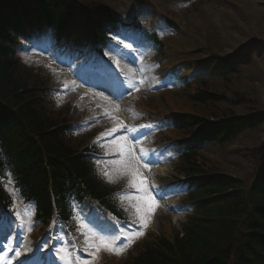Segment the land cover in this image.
I'll return each instance as SVG.
<instances>
[{
  "label": "trees",
  "instance_id": "1",
  "mask_svg": "<svg viewBox=\"0 0 264 264\" xmlns=\"http://www.w3.org/2000/svg\"><path fill=\"white\" fill-rule=\"evenodd\" d=\"M110 3L111 0H0L1 205L6 201L2 180L10 172L22 194L36 204L45 220L55 211L61 210L62 215L63 187L91 194L103 204L116 207L113 191L97 176L87 154L90 152L80 151V146H92L91 139L75 136L65 117L47 109H52V103L46 80L26 69L17 58L21 36L27 33L24 23L33 29L41 28L43 33L51 29L60 34L73 23L86 39L101 44L94 29L106 21L117 22L119 13H123ZM262 50L264 47L259 51ZM238 76L241 75L233 72L229 78ZM220 78L225 79V75ZM239 93L242 92L235 93L234 100L226 101L222 95L207 91H195L187 97L198 105L223 101L239 107L245 102ZM211 108L218 115L214 123L209 122L210 126L196 109L194 115L179 117L182 135L176 143L180 144L178 168L190 178L193 188L189 195L192 215L182 231L172 229L168 235H151L120 264H264V256L250 246L260 241L264 247V139L248 153L255 160L254 179L253 174L247 180L216 171L204 158L208 143L224 146L262 128L264 111L239 117L232 114L229 106ZM201 131L203 137L195 139Z\"/></svg>",
  "mask_w": 264,
  "mask_h": 264
},
{
  "label": "rangeland",
  "instance_id": "2",
  "mask_svg": "<svg viewBox=\"0 0 264 264\" xmlns=\"http://www.w3.org/2000/svg\"><path fill=\"white\" fill-rule=\"evenodd\" d=\"M196 7L198 12L193 18H190V23L193 25L194 36L186 46L187 50L195 47V54H193L192 58L185 59L184 57L180 63H187L190 70L196 66L197 69L205 71V68L208 66L209 68H212L210 72H213L214 68L210 66L209 62H203L207 57L216 56L226 58L230 57V54H233L234 52L236 53L235 55L256 50L258 52H256V58H248V60H250L245 63L244 66L236 67L237 74L241 76L231 77L230 79H227V81L220 80L216 83L206 84V87L209 90H212L213 92L215 90V93L219 94V96L222 95L225 97V101L229 99L232 100L237 91L242 92L239 93V95H242L245 102H243L241 106L238 107L231 103L225 104V102L221 101L217 102V104H193L196 107L192 108L184 100L176 101V106L189 112H193V110L196 109L197 113L204 115L211 113V107H214L215 109L217 105H219V107L222 105L226 107L229 106V108L237 115L247 114L253 111L256 112V110L264 111V50L259 51L261 47H264V2H262V0H200L196 3ZM174 12H176V7L174 8ZM174 17L177 19L175 15ZM76 23L79 24V21ZM63 40V42L56 45L57 48L60 47L61 50L66 48V45L73 44L69 37ZM67 42L69 43L66 44ZM132 42L135 43V41ZM139 45L142 49L140 42ZM209 52H213L211 56L207 55ZM62 56L63 53L58 58L63 61L64 56ZM19 58L22 59L21 62L23 66L25 64L26 66L24 67L38 77L49 78L52 83H62L59 85V92L61 94L54 99L56 110L53 108L50 109L49 107L47 109L50 111L52 110L57 115L65 117V119H67L72 125L83 121H86L84 124H91V128L87 126L83 130L90 129L91 136H94L101 142V146L104 148V154L107 157V172L112 176L113 182L117 183L119 180L124 179L128 185V189L133 192L132 194L130 192L129 195L126 196L125 203L134 209V211H136L135 207H133L134 205L144 208L146 203L138 196V194H142L144 191L134 186V184L139 183V177L133 176V168L145 178L147 183L151 181L156 183V186L151 188L150 185L148 187L147 184V192L151 193L155 198L158 207H156L151 214L146 211L142 213L148 220L147 227L141 222L139 218L140 214L138 213L135 223L144 227V234L150 231L154 234H160L163 232L168 235L173 229L174 218L172 214L168 215L171 213L169 207L174 205L176 208H183V202L185 201L182 196L178 198H166L165 193L167 191L164 190V188H167V186H165L167 182L176 180L171 174L174 167L178 165V160L172 159L167 150L168 145L162 141H168L167 139L169 138L175 139L176 134L168 131L161 134V136L152 134L151 136L149 135L146 137V133L138 130L140 135L139 139L142 138V140H144L139 144L140 153L144 158L160 160L162 155L166 154L164 159L165 163L160 167H157L156 164H150L152 162L147 163L148 167H144V165L142 166L136 162L138 160L134 153V157H131L134 146H132V141L123 138L116 140L118 136H115V134L120 129L125 128L127 123L132 127L133 125L137 127L141 125L140 117H143V114L149 108L147 103L143 102L144 108L141 111L138 110L139 116L135 118L131 108L133 103L131 102V99L128 102V104L130 103L129 110L127 109V111H123V115H121L120 111L122 105L120 102H115L113 99L108 100L104 97L95 101V97L91 95L90 91L85 89V87H82L81 83L79 84L75 81L70 75L71 72L63 68L61 65H56L57 63L54 64L47 52L42 55L41 53L25 48L23 51L20 50ZM241 58L245 59L244 57ZM202 62L204 64L200 65ZM146 68L148 69L147 74L142 73L141 69H139L133 76H131L132 81L139 79L142 85L135 94L146 95L148 92L149 96H146L147 99L154 98L156 104L162 100L160 106H157V112L161 113V115H165L169 112L168 103H170L171 98L168 95L166 98H161V95L165 93L160 89L163 88V85L157 81V77L153 73V67L150 64H147ZM128 73L130 75L133 74V72L129 70ZM174 85L175 83L172 82L171 86L166 88H173ZM125 104L127 105L126 101ZM257 105L259 106L256 107ZM222 109L225 108H221L220 110ZM196 112H194V114ZM102 129L105 131H101ZM144 134H146V136H142ZM82 136L84 137L87 135ZM263 139L264 124L262 128L260 127L252 133L242 134L240 138H237L235 141L227 143L224 146L208 143L206 145L207 147L205 149L204 158L208 160L207 163L216 171H225L239 179H252L251 174H253L256 169L255 160L252 157H249L248 153L250 149L258 145L259 142H262ZM129 149H131V153L129 152ZM120 153L121 155H118ZM113 161H130L131 167L126 168L124 164H114L112 163ZM161 173H168V175H162ZM160 177H163L166 181L164 183H158L161 179ZM158 213L159 216L157 215ZM176 219L179 220L178 217H176ZM87 230L89 233L94 234L92 237L94 243H98L95 239L96 237H99L98 224ZM215 231L217 232L216 228ZM31 233L32 231L29 230L27 234L28 240L30 239L29 235ZM117 238L118 236L115 235L113 240L115 241ZM123 248L124 250L122 253H125L129 246ZM92 256L94 257L91 259L90 257L87 258L89 261L87 262L88 264H98V262H103L105 264H119L117 259L108 254H104L103 250L98 253L95 251Z\"/></svg>",
  "mask_w": 264,
  "mask_h": 264
},
{
  "label": "snow or ice",
  "instance_id": "3",
  "mask_svg": "<svg viewBox=\"0 0 264 264\" xmlns=\"http://www.w3.org/2000/svg\"><path fill=\"white\" fill-rule=\"evenodd\" d=\"M125 47H127V45H125ZM143 151V150H141ZM129 152L131 153V149H129ZM112 163L114 164H124V166L126 168L131 167V162L130 161H113ZM144 167H148V164L145 163ZM105 177L108 178L109 182H113V178L112 176L107 172L104 171L102 173ZM132 174L134 177H139V183L138 184H134V186L138 187L139 189H141L142 191H144L145 193H147V195L140 197L141 200L145 201V207L142 208L140 206H136L134 205L133 207H135V210L138 214H140V220L141 222L144 224L145 227H147V223L148 220L147 218L142 214L143 212H147L149 214L153 213L155 208L158 207V203L155 200V198L151 195V193L147 192V182L145 180V178H143L142 175H140L139 172H137L134 168L132 169ZM17 216H19V213H17ZM83 227H87L86 225H84ZM144 233L142 231L139 232H134L131 233L130 235L132 236V238H136L139 237L141 235H143ZM96 241H98V243H94L93 247H95L96 252L98 253L101 249H104L110 253L115 252L116 254H121L124 250L123 246L120 247L119 250H117V248L114 246V240H109L103 236L100 237H96L95 238ZM129 243H131V240L129 241ZM9 251H14V254L19 257L21 255V252L19 251V246H16L15 249L13 248H9Z\"/></svg>",
  "mask_w": 264,
  "mask_h": 264
},
{
  "label": "bare ground",
  "instance_id": "4",
  "mask_svg": "<svg viewBox=\"0 0 264 264\" xmlns=\"http://www.w3.org/2000/svg\"><path fill=\"white\" fill-rule=\"evenodd\" d=\"M144 4H145V2L142 0L141 3H140V6H142V5H144ZM136 5L138 6V4H136ZM180 22L183 23L185 30L193 32V25H191L190 21H188V20H182V21H180ZM94 31H96V32H100V31H102V29L96 28V29H94ZM210 112H211V113L206 114V115L201 114V117L205 119V123H206L207 121L212 120L213 118L216 117V114H215L214 112H212V111H210ZM232 114L235 115L234 112H232ZM253 179H254V178H253ZM255 222L257 223L258 220H255ZM258 224H259V223H258ZM259 227H260V225H259ZM259 242H260V241H259ZM259 242L256 243V244H254V245H251V246H253V247L255 248L256 253H258V254L261 255V256H264V247H262V246L259 244ZM249 244H250V243H249Z\"/></svg>",
  "mask_w": 264,
  "mask_h": 264
}]
</instances>
